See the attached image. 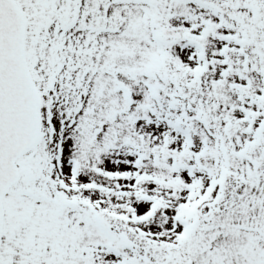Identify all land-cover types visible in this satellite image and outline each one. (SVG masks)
Listing matches in <instances>:
<instances>
[{"label": "snow or ice", "instance_id": "1", "mask_svg": "<svg viewBox=\"0 0 264 264\" xmlns=\"http://www.w3.org/2000/svg\"><path fill=\"white\" fill-rule=\"evenodd\" d=\"M0 264H264V0H0Z\"/></svg>", "mask_w": 264, "mask_h": 264}]
</instances>
